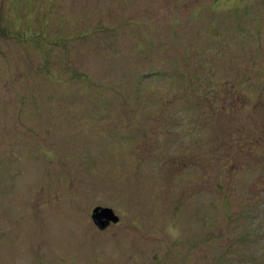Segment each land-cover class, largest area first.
<instances>
[{"label": "rangeland", "instance_id": "374dc122", "mask_svg": "<svg viewBox=\"0 0 264 264\" xmlns=\"http://www.w3.org/2000/svg\"><path fill=\"white\" fill-rule=\"evenodd\" d=\"M0 264H264V0H0Z\"/></svg>", "mask_w": 264, "mask_h": 264}, {"label": "water", "instance_id": "95a60500", "mask_svg": "<svg viewBox=\"0 0 264 264\" xmlns=\"http://www.w3.org/2000/svg\"><path fill=\"white\" fill-rule=\"evenodd\" d=\"M91 219L98 229L103 230L111 223H116L118 221V216L111 208L95 207L92 210Z\"/></svg>", "mask_w": 264, "mask_h": 264}, {"label": "clouds", "instance_id": "9594fccd", "mask_svg": "<svg viewBox=\"0 0 264 264\" xmlns=\"http://www.w3.org/2000/svg\"><path fill=\"white\" fill-rule=\"evenodd\" d=\"M167 231L169 232L170 235H173L174 237L176 235H178V230L173 229L171 226H169V228L167 229Z\"/></svg>", "mask_w": 264, "mask_h": 264}]
</instances>
